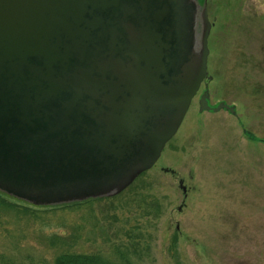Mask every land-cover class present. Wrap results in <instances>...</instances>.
<instances>
[{
	"label": "water",
	"instance_id": "obj_1",
	"mask_svg": "<svg viewBox=\"0 0 264 264\" xmlns=\"http://www.w3.org/2000/svg\"><path fill=\"white\" fill-rule=\"evenodd\" d=\"M198 0H0V192L117 194L158 160L207 77ZM205 90L199 110L211 106Z\"/></svg>",
	"mask_w": 264,
	"mask_h": 264
},
{
	"label": "rangeland",
	"instance_id": "obj_2",
	"mask_svg": "<svg viewBox=\"0 0 264 264\" xmlns=\"http://www.w3.org/2000/svg\"><path fill=\"white\" fill-rule=\"evenodd\" d=\"M207 77L156 163L82 206L0 193V264L64 251L131 264H264V0H198ZM226 109L199 110L200 95ZM94 200V199H93Z\"/></svg>",
	"mask_w": 264,
	"mask_h": 264
},
{
	"label": "trees",
	"instance_id": "obj_3",
	"mask_svg": "<svg viewBox=\"0 0 264 264\" xmlns=\"http://www.w3.org/2000/svg\"><path fill=\"white\" fill-rule=\"evenodd\" d=\"M0 193L5 195V193L2 192ZM101 198L103 197L89 198L83 201L66 203L67 205L64 207H70V206L78 207V206H82L83 204L102 200ZM54 264H131V263L129 260L126 259H123V261H120L118 263L111 262L98 253L64 251L63 253L59 254L56 257Z\"/></svg>",
	"mask_w": 264,
	"mask_h": 264
}]
</instances>
